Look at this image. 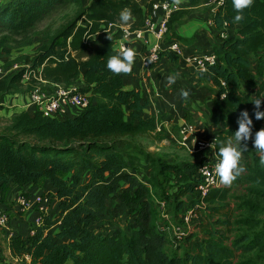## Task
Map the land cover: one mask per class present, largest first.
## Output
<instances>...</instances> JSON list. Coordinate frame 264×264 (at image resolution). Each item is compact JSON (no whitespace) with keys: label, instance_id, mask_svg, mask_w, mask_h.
Segmentation results:
<instances>
[{"label":"trees","instance_id":"1","mask_svg":"<svg viewBox=\"0 0 264 264\" xmlns=\"http://www.w3.org/2000/svg\"><path fill=\"white\" fill-rule=\"evenodd\" d=\"M210 1L182 0V10L172 13L167 23L172 38H176L175 25L187 12L183 10L186 4L198 8ZM77 2L2 0L0 34H28L52 12ZM163 2L172 0H91L27 60L33 69H43L45 80L65 87L79 85L82 92L90 93V104L83 110L51 117L36 108L10 111L11 94L24 85L23 71L0 78V111L10 114L9 126L0 134V188L10 183L26 186L43 182L45 186L39 193L53 195L58 201L56 215L45 216L40 227L34 221L28 237L14 233L10 239L14 257L29 256L31 264H234L233 250L216 230H230L233 225L232 187L212 189L201 200L195 191L200 182V161L181 165L150 153H145L149 167L143 175L130 151L138 148L136 139L156 131L157 120L143 116L150 102L141 91L126 87L125 77L130 74L114 75L106 66L109 56L119 52L122 27L130 31L143 27L154 4ZM124 9H130L134 18L127 25L120 22ZM236 14L232 0H223L216 8V29H228L233 34L221 38L220 51H213L218 56L214 73L199 74L215 84L211 122L218 127L216 152L221 143L238 131L241 112L247 111L253 117L252 103L264 91V0H254L240 23H233ZM173 39H167L165 48L176 41ZM162 57L178 60L170 51L160 53ZM12 64L0 60L5 69ZM221 94H225L223 99ZM157 134L166 136L162 131ZM156 162L162 164V168L155 167L158 173L151 167ZM47 184L53 190H48ZM164 184L172 188L161 201L178 209L175 223H182L180 217L188 208L204 203L200 209L210 219L204 237L191 233L183 242L176 243L171 235L160 230L163 219L155 198L164 192ZM35 194L38 193L32 191L27 196ZM189 195L195 199L188 201ZM0 207L7 211L3 199ZM121 211H127L131 217L132 229L126 232L116 225L104 232L108 221ZM33 229L35 235H31ZM258 245H264V238L246 236L234 247L249 253Z\"/></svg>","mask_w":264,"mask_h":264},{"label":"crops","instance_id":"2","mask_svg":"<svg viewBox=\"0 0 264 264\" xmlns=\"http://www.w3.org/2000/svg\"><path fill=\"white\" fill-rule=\"evenodd\" d=\"M218 6L219 3L215 0H211L208 4L198 8H190L187 4L185 5L183 10L187 12L181 16L179 22L174 27L176 38L173 39V34L170 32H167L165 35L168 40H176L182 46L183 56L177 55V62L162 57L158 63H154L151 67H144L143 61L147 58L152 47L157 43L155 37L152 34V36L149 35L150 33H146L144 39H136L135 36H131L127 40L129 44L136 48L137 56L132 72L125 77L126 87L130 90L141 91L144 99L150 102V106L143 116L155 117L157 125L163 124L162 132L166 133L164 141L175 140L176 135L180 137L181 129L187 126L193 128L190 137L197 140H210L218 130V127L211 122V111L214 109L216 97V93L213 91L215 84L207 77L197 74L185 61V56L188 55L220 51L222 34L228 35L232 33L228 29L220 31L216 29L213 16ZM154 17L160 23L165 18V13L162 10H158V13ZM160 19L161 21L159 22ZM178 37H183L187 40H181ZM146 40H148L149 44L145 43ZM151 41L156 42L150 45ZM160 45L165 49V44L160 43ZM176 73H179L176 83L168 86L166 78ZM181 89H185L190 93L186 101L182 100L179 96ZM47 90H53V87ZM9 110L13 111L12 107ZM3 114L4 111H0V115L2 116ZM156 132H158L157 129L152 134L156 135ZM176 144H179V142L176 141ZM181 147L192 152L187 146L181 145ZM151 149L149 148V150ZM157 156L160 157L161 155L158 153ZM42 185H44L43 182L26 186L10 183L7 187L0 188V199H3V206L12 215L9 225L14 233L16 232L24 237H28L29 231L32 229L38 215L36 210L19 212L17 196L19 194L27 196L32 191L39 193L43 189ZM47 186L48 190H53L49 184ZM51 200L53 202L51 201V204H49V214L54 217L58 211V201L53 195ZM17 218L20 219L19 222L16 221ZM0 230V242H5L8 255L13 262L1 261L5 262V264H14V262L16 264H31L30 257L19 261L16 260V257L12 255L10 250L8 232L2 228Z\"/></svg>","mask_w":264,"mask_h":264},{"label":"rangeland","instance_id":"3","mask_svg":"<svg viewBox=\"0 0 264 264\" xmlns=\"http://www.w3.org/2000/svg\"><path fill=\"white\" fill-rule=\"evenodd\" d=\"M90 1L91 0H79L77 3L68 4L57 9L39 22L28 34L20 35L7 32L0 34V60L4 61L8 65L17 62L21 64L27 63L28 59H32L37 54L40 46L45 44L50 37L57 36L62 31L64 26L74 20L87 7ZM0 2H2V0ZM154 42L156 41H151L150 45L154 44ZM166 42L167 38L165 37L160 43L166 44ZM35 86L36 82L33 81L31 85H21L19 92L11 94L12 100L9 102V105L12 109H22L21 106L24 104L23 101L25 99L30 100L29 94L32 90H34ZM44 87L45 89L51 88L48 84L42 85V88ZM262 94H264V91ZM260 110L264 111V103H262ZM251 119L253 120L252 131L254 136L256 131L264 128V120L257 121L255 119L254 108L253 117ZM9 123L10 114L6 111V113L4 112V114L0 117V134L6 131ZM21 139L26 140L22 137ZM163 139L166 138H162V136L158 134H151L135 140L138 144V148L135 150L133 148L130 152H132L134 158L136 159L135 165L138 167V170L142 171L143 175L147 173L149 167L145 162V153H150L155 157H158L157 154L159 153L162 156L160 158L163 161L178 163L181 165H188L191 162H201L202 158H207L210 154L208 151L198 153L189 152L187 149L181 147L180 144H176V141L179 140L177 135L175 140L164 141ZM247 144L248 151L243 153L241 161L242 165L246 168V172L242 174L231 186L233 190L231 192L230 209L233 210V225L230 230L226 229V227H217L216 230L219 231L220 236L224 237L226 243L225 245L233 250L234 264H264V245L256 246V248L249 253H242L234 247L235 242H241L246 236H250L251 239H255L256 236L264 238V166H261L259 163V158L253 147L252 140H249ZM149 148L152 149L149 150ZM161 165V163L156 162L151 166L154 173H158L155 167L162 168ZM161 178L163 179L162 176ZM165 179H168V177H165L163 180ZM148 183L151 182L148 180ZM152 184L154 185V183ZM44 186L42 185L43 188ZM164 188L166 189L164 190ZM164 188V192L161 193L162 195L160 198L159 196L158 198H155L158 210L161 197L162 199L164 198L163 194L166 191H169L172 188V185L164 184ZM186 199L188 201H193L195 197L193 195H189ZM177 210L178 209L175 208V205L171 208L168 206L166 207V211L172 221H177ZM205 212V210L202 211L201 209H198L196 214L197 218H194L196 230L193 234L199 235V237H204L205 230L209 227L208 223L210 219L205 216ZM7 213L10 219L12 215L9 211ZM160 217L162 219V214H160ZM116 225L121 226L126 232H129L132 229L133 221L127 211H121L119 215L114 217V220H109L105 227L107 229H105L104 232H108L110 228L115 227ZM200 225L207 226L203 229V227L200 228ZM100 233H103V230L100 231ZM1 242L0 264H5V262L12 260L8 255L5 242ZM14 264L16 263L14 262Z\"/></svg>","mask_w":264,"mask_h":264},{"label":"built area","instance_id":"4","mask_svg":"<svg viewBox=\"0 0 264 264\" xmlns=\"http://www.w3.org/2000/svg\"><path fill=\"white\" fill-rule=\"evenodd\" d=\"M222 4L223 0H215ZM158 10H162L165 13V18L162 19L160 23L156 21L154 17ZM182 10L181 5L175 7L170 2H163L154 4L153 10L146 16L145 23L143 27L138 28L134 31H130L128 27H122L124 34L123 38L118 43V50L121 47L132 48L136 51V48L129 44L127 40L131 36H135L136 39H144L146 33L152 34L157 43L150 50L147 58L143 61L144 67H151L154 63H158L160 60V53L164 51H170L178 56H183V49L179 42L173 41L163 49L160 42L164 40L166 33L168 32V25L170 16L172 13ZM112 24H110V27ZM227 34H222L221 38H227ZM149 44L148 40L145 42ZM137 53V51H136ZM137 56V55H136ZM185 61L189 64L197 74L208 75L214 73V67L218 65V56L215 52L209 51L207 53L188 55L185 56ZM23 71L22 82L25 85H31L33 81L36 82L34 90L29 94L30 100L23 102L22 109L27 110L31 108H36L41 111L44 116L51 117L57 115H68L71 112L76 113V110H83L87 108L90 104V93L82 92L79 85H73L71 87H65L64 85H58L51 83L44 79L43 69H33L30 64L24 63H14L10 68L5 69L3 65H0V78H3L14 72ZM49 85L53 87V90H47L42 88V85ZM223 87H226V83L221 81ZM220 97L223 99L225 94H221ZM163 124H158L156 129L158 132L162 131ZM193 132L192 127L182 128L180 131L179 144L182 146L189 147L192 152H204L208 151L210 154L207 158H203L201 163L198 165V177L200 182L196 185L195 191L198 193L199 197L204 199L212 189L222 188L224 186L219 185L218 178L215 177L214 167L217 163L216 156V137L214 136L210 140H197L196 138H191L190 134ZM191 145V146H189ZM212 145V147H211ZM159 210L162 214L163 223L160 226V230L163 233L172 236V239L176 243L183 242L186 237L191 233L195 232L194 218H197L196 214L198 209L202 208L203 202L195 207H190L180 217L181 224L175 223L169 218L166 211L167 202L162 200L159 201ZM17 204L19 212H27L36 209L38 212L37 218L35 220V226L40 227L44 223L45 216L49 214V204H51V196L48 193L35 194L33 197H28L24 194H19L17 196ZM10 219L7 212H5L0 207V228L8 232V239L10 240L14 236V231L11 230L9 225ZM36 230L31 231V235H35ZM25 259L29 256H25ZM17 261L22 260L21 258H16Z\"/></svg>","mask_w":264,"mask_h":264},{"label":"clouds","instance_id":"5","mask_svg":"<svg viewBox=\"0 0 264 264\" xmlns=\"http://www.w3.org/2000/svg\"><path fill=\"white\" fill-rule=\"evenodd\" d=\"M181 3L182 0H172V5L175 7H179ZM253 3L254 0H232L233 9L237 13L233 19V23L242 22L245 19L243 13L246 9L252 7ZM133 19L130 9H124L120 12L121 24L127 25ZM136 55L137 53L134 49L121 47L117 54L109 56L106 65L107 69L114 75H128L132 72ZM178 77L179 73L169 75L166 78L167 85L171 86L175 84ZM189 95L190 93L185 89H181L179 92L180 98L184 101L188 99ZM262 103H264V94L257 97L252 103L254 105V116L257 121L264 120V111L260 110ZM238 124V131L226 143H221L216 152L217 163L214 167V174L218 178L219 185L225 187H231L246 172V168L242 165L241 161L243 153L248 151L247 142L249 140H252L260 165L264 166V128L256 131L253 136V120L249 117L247 111L241 112Z\"/></svg>","mask_w":264,"mask_h":264},{"label":"water","instance_id":"6","mask_svg":"<svg viewBox=\"0 0 264 264\" xmlns=\"http://www.w3.org/2000/svg\"><path fill=\"white\" fill-rule=\"evenodd\" d=\"M161 21V19L159 20V22Z\"/></svg>","mask_w":264,"mask_h":264}]
</instances>
